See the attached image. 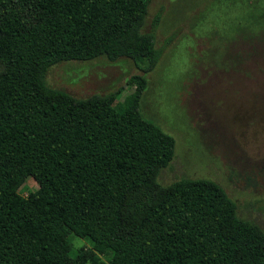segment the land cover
I'll list each match as a JSON object with an SVG mask.
<instances>
[{
  "label": "trees",
  "instance_id": "trees-1",
  "mask_svg": "<svg viewBox=\"0 0 264 264\" xmlns=\"http://www.w3.org/2000/svg\"><path fill=\"white\" fill-rule=\"evenodd\" d=\"M150 1L0 0V264H264V231L220 185L157 182L175 140L140 111L160 59ZM244 2L239 36L260 41L264 0ZM100 57L142 72L121 103L46 85L51 67Z\"/></svg>",
  "mask_w": 264,
  "mask_h": 264
},
{
  "label": "rangeland",
  "instance_id": "rangeland-1",
  "mask_svg": "<svg viewBox=\"0 0 264 264\" xmlns=\"http://www.w3.org/2000/svg\"><path fill=\"white\" fill-rule=\"evenodd\" d=\"M249 18L244 0H151L142 33H153L160 59L146 76L140 111L175 140L159 185L211 180L238 217L264 231V39L239 36ZM141 74L130 59L100 57L59 63L45 82L75 98L116 93L121 103L134 88L129 79ZM37 189L28 178L20 193ZM71 242L90 246L75 236Z\"/></svg>",
  "mask_w": 264,
  "mask_h": 264
}]
</instances>
